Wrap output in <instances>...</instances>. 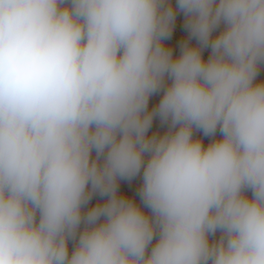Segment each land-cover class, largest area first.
Segmentation results:
<instances>
[{"label":"clouds","instance_id":"1","mask_svg":"<svg viewBox=\"0 0 264 264\" xmlns=\"http://www.w3.org/2000/svg\"><path fill=\"white\" fill-rule=\"evenodd\" d=\"M262 69L264 0H0V264H264Z\"/></svg>","mask_w":264,"mask_h":264},{"label":"rangeland","instance_id":"2","mask_svg":"<svg viewBox=\"0 0 264 264\" xmlns=\"http://www.w3.org/2000/svg\"><path fill=\"white\" fill-rule=\"evenodd\" d=\"M183 17H182V14H178V17H177V26H176V29L174 31V34H173V37L166 41L165 43L168 45V46H171L174 48L175 50V53L178 54L179 53V43L183 40V39H186L187 37V33L186 31L183 29ZM205 56L208 55V52L206 51L204 53ZM258 80H264V69L261 70V73L258 77ZM158 100H159V96H156L152 99V101H150V107L152 105H154L155 103H158ZM155 130H159L160 132H163L165 129L161 128L160 125H159V122H154V125H153V131ZM208 143V140L205 139V144ZM138 185V181L137 182H134V184L132 186H127V185H124L122 183V186H121V191L123 193H126L128 196L130 197H134L135 196V187ZM137 200H138V197H137ZM95 201H93L94 203ZM71 247V245H70Z\"/></svg>","mask_w":264,"mask_h":264}]
</instances>
